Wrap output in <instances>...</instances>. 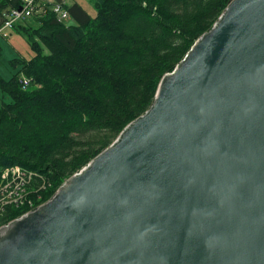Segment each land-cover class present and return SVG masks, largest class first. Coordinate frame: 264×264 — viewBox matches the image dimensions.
<instances>
[{
  "label": "water",
  "instance_id": "1",
  "mask_svg": "<svg viewBox=\"0 0 264 264\" xmlns=\"http://www.w3.org/2000/svg\"><path fill=\"white\" fill-rule=\"evenodd\" d=\"M0 264H264V0H232L144 116L0 228Z\"/></svg>",
  "mask_w": 264,
  "mask_h": 264
},
{
  "label": "trees",
  "instance_id": "2",
  "mask_svg": "<svg viewBox=\"0 0 264 264\" xmlns=\"http://www.w3.org/2000/svg\"><path fill=\"white\" fill-rule=\"evenodd\" d=\"M23 1L0 0V26ZM231 1L90 0L96 17L76 2L39 1L28 18L35 25L25 19L12 29L34 56L15 60L21 70L0 79L9 98L0 108V228L49 201L144 116L163 77ZM56 4L67 21L54 12ZM14 166L33 174L21 205H8L1 186L3 171Z\"/></svg>",
  "mask_w": 264,
  "mask_h": 264
},
{
  "label": "built area",
  "instance_id": "3",
  "mask_svg": "<svg viewBox=\"0 0 264 264\" xmlns=\"http://www.w3.org/2000/svg\"><path fill=\"white\" fill-rule=\"evenodd\" d=\"M39 1L45 3L46 0H24L23 5L20 8L12 9L10 12H8L6 14V20L4 21L3 25L0 26V36L6 37V33L11 31L17 23L30 18L33 15L35 7L39 3ZM54 12L63 21H67L69 19V14L64 9L63 4H56L54 6ZM22 81L23 86H28L31 82V80L28 78H24ZM32 178V173H27L20 167L14 166L5 169L2 173L1 185L7 191L4 197V201L8 205H21L25 197L26 188ZM39 206H37L36 208H38ZM31 210L29 212H31ZM29 212L25 213L22 217L26 216Z\"/></svg>",
  "mask_w": 264,
  "mask_h": 264
},
{
  "label": "rangeland",
  "instance_id": "4",
  "mask_svg": "<svg viewBox=\"0 0 264 264\" xmlns=\"http://www.w3.org/2000/svg\"><path fill=\"white\" fill-rule=\"evenodd\" d=\"M68 3L72 2H80L83 0H66ZM88 8V11L91 13L92 17L97 16V12L94 7L89 6V1H83ZM87 11V10H86ZM87 11V12H88ZM88 12V13H89ZM26 22V21H24ZM21 22V23H24ZM20 23V24H21ZM27 24L35 25L33 19H27ZM6 37L0 36V49H1V56H0V79L4 81H8L12 78V76L21 70L20 62H16L15 60L26 58L31 59L34 56V52L30 49L29 44L27 43L26 39L15 30H12L11 33L8 32L5 35ZM25 77L22 76V79ZM35 88H40V85L33 86ZM5 102H9V98L5 96L2 87L0 85V108L3 106ZM0 167V172H1Z\"/></svg>",
  "mask_w": 264,
  "mask_h": 264
},
{
  "label": "crops",
  "instance_id": "5",
  "mask_svg": "<svg viewBox=\"0 0 264 264\" xmlns=\"http://www.w3.org/2000/svg\"><path fill=\"white\" fill-rule=\"evenodd\" d=\"M83 1H85V0H83ZM83 1L78 2V4L81 5V6L84 8L85 11H86V10L88 11L87 5H86ZM88 1H89V6L92 7V5H91V3H90V0H88ZM76 3H77V2H76ZM92 8H93V7H92ZM87 11H86V12H87ZM88 12H89V11H88ZM88 12H87V13H88ZM88 14L90 15L91 13L89 12ZM90 16H91V15H90ZM10 33H11V32H10Z\"/></svg>",
  "mask_w": 264,
  "mask_h": 264
},
{
  "label": "bare ground",
  "instance_id": "6",
  "mask_svg": "<svg viewBox=\"0 0 264 264\" xmlns=\"http://www.w3.org/2000/svg\"><path fill=\"white\" fill-rule=\"evenodd\" d=\"M46 181H47V180H46ZM58 190H59V189H58ZM58 190H57V191H58ZM55 194H56V193H55ZM55 194H54V195H55ZM54 195H53V196H54ZM33 198H34V197H33ZM35 198H36V197H35ZM33 200H34V199H33Z\"/></svg>",
  "mask_w": 264,
  "mask_h": 264
}]
</instances>
